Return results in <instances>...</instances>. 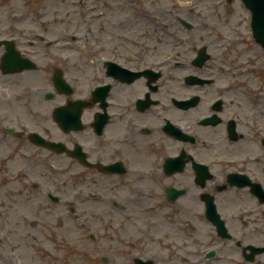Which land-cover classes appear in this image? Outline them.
I'll return each mask as SVG.
<instances>
[{
	"label": "flooded vegetation",
	"instance_id": "obj_1",
	"mask_svg": "<svg viewBox=\"0 0 264 264\" xmlns=\"http://www.w3.org/2000/svg\"><path fill=\"white\" fill-rule=\"evenodd\" d=\"M13 38L19 37L12 34ZM18 45V42H16ZM119 52L103 51L99 55L111 56L112 62L118 66H110L99 62L97 56L82 54L77 61L71 62L69 70L63 69L64 73H70V81L76 84L84 79L89 86V93L78 96L76 99L86 98L88 107L82 114L83 128L80 131L66 132L59 130L58 142L64 145V152L84 151L88 154V160L92 163H102L106 166L122 163L116 169L118 175H111L92 168H85L77 160L71 159L68 154L63 155L66 165L63 168L64 184L67 187V196L72 198L69 208L79 202H87L83 195L91 183L100 182L111 186L110 189H118L119 182L127 183L131 180L136 182H151L153 192L161 193L165 203L175 212L177 221L173 231H167L154 237L147 238L134 246L133 255L115 257L117 264H137L136 259L152 261V264H264V253L257 250L251 254L253 248H264V204L253 197L248 187L238 188L228 182L230 173L247 175L254 183H264V154H258L259 137L246 136L242 129L249 132V128L241 122L238 108L240 103L229 101L217 106L216 100L223 98V91L212 83L193 86L191 90L198 95V105L185 114L195 113L185 126L187 135L198 140L196 145L191 143L182 144L177 137H173L168 131L163 130L164 117H169L174 124L178 116L174 114L175 104L172 102L174 93L172 83L165 70H161V81L149 83L148 80L138 78L135 74L147 70L149 62L141 60L139 56L118 54ZM57 61V55L53 56ZM111 68H114L111 70ZM201 79H210L212 72L207 66L204 71L196 72ZM169 74V73H168ZM165 77V82L162 79ZM133 81V82H132ZM73 86V85H72ZM75 87V86H74ZM76 88V87H75ZM94 89L99 90L98 97H91ZM86 96V97H85ZM140 100H145L146 108L141 110ZM167 105L164 110L160 102ZM70 102L62 101L60 107ZM218 116L221 121L217 126H201L200 120ZM106 121L103 131L94 127L95 118ZM246 119H249L246 117ZM230 121L236 123L238 141L233 142L228 135ZM144 126H147L149 131ZM159 127L160 129H154ZM162 130V132H161ZM24 138V137H23ZM250 138V139H249ZM211 144L219 152V157L229 158L224 153L232 148V152L240 157L233 165L225 163L216 174L205 184H199L197 170L193 163L185 167L184 172L175 171L171 174L166 171L165 164L169 159L175 160L180 152L186 149L198 158L199 162L207 165L213 161L211 158ZM242 144L244 146H242ZM251 145V146H250ZM51 154V153H49ZM245 156H242V155ZM187 158V156H186ZM73 163V164H68ZM121 171H126L121 175ZM246 177V176H245ZM79 184V190L72 185ZM87 185V186H86ZM122 186H124L122 184ZM191 186V188H190ZM85 191L81 192V188ZM186 190L190 194L187 214L192 216V221L197 225L204 224L209 227L206 233L187 232L181 224L185 217V203L183 198L176 200L175 204H169V191ZM204 195L212 196L221 217L226 223L227 237H220L216 228L208 224L205 213ZM74 208V207H73ZM244 209L252 212L243 214ZM160 226H164L161 222ZM166 227V226H164ZM189 234V235H188ZM240 237V240L238 238ZM132 250V249H131ZM247 250L248 259L244 256ZM214 252L212 260H208L207 253ZM112 258H108L110 262Z\"/></svg>",
	"mask_w": 264,
	"mask_h": 264
},
{
	"label": "rangeland",
	"instance_id": "obj_2",
	"mask_svg": "<svg viewBox=\"0 0 264 264\" xmlns=\"http://www.w3.org/2000/svg\"><path fill=\"white\" fill-rule=\"evenodd\" d=\"M107 1L110 5H112V7H115V0ZM14 2L17 5V10L22 9L19 0H0V11L10 7V5ZM143 7L144 9L147 8L151 11L152 9H158L157 14H160V17L154 14L156 16L155 18L160 19L161 21L167 18L166 21H168L170 29L173 30V35L177 37V41L174 40L175 38H171L172 36L164 34L165 37L167 36L168 38V45L166 43L161 46L164 49H154L153 46L155 44L151 43V39H155L158 35L152 32L146 34L148 28L142 25L137 19L134 21L131 16L130 19L124 18L125 15H123V13H119L123 11L122 7H120L121 10H114L111 14H108L105 10V18L102 17L101 21L103 24L99 23V26L97 25L94 27V30H92L89 34H97L99 33V30H104V27H106L108 29L111 28L112 31L116 30L117 34H119L121 38L123 36L124 39L128 41L130 38L136 40V36L146 38V40L137 39L138 41H141L139 43V45H142L141 50H147L151 55L155 56V59L157 60L160 58H167L171 61V70L173 71V82L176 92L180 91V87L184 85L181 79L182 76L184 74L191 73V71H186L182 69V67H178L179 69H177L175 64L176 61L186 63L191 60L193 56V53H191L187 48L189 44L187 43V38L192 39L193 46L207 45L210 49L212 57L217 60L216 63L214 60L211 64V69L213 66H216L217 69H223L224 74L228 73L226 67L232 63H235L236 65L238 64V69H245L248 68L247 66L250 62L257 63L259 59H262V50L254 43L252 38L250 23L248 20L249 12L244 10L239 1H234L233 4L228 5L224 2V0H149L148 3L143 5ZM171 11L176 12V14L171 13ZM142 13L143 11L141 12V15ZM179 17L187 19L189 23L191 22L194 26L191 32H187L179 26ZM146 21H148L147 18ZM143 22L145 23V21ZM155 24L156 27H159L156 21ZM125 28H133V31L128 32ZM51 30V35L41 29H34L28 34H25V36H22L25 39L23 42V52H26L27 55H29L31 54V51H36V48H31L29 47V44H27V41L34 40V36L27 38V35L39 33L45 36L46 40H53L60 36L58 28ZM69 34L74 35L73 33ZM83 35L86 36L87 34H82L80 36L81 40L77 41L79 49L72 48L69 51L77 52L86 50V42L83 40ZM87 39H89V36H87ZM125 45H128L129 47L133 46L130 42ZM48 55L49 53L46 54L43 50H39L36 54H34L33 59L39 66L38 72L27 71V73L18 74L16 76H0V210L3 211L5 215L3 219H0V264H36L32 261L30 255H28L27 258L20 255L19 247L17 245H19L18 243H24L25 245H31L32 248H41L43 244V236L41 235V232L39 234L36 224V229L31 234H28V232L24 230V225L20 231L14 230L15 228L13 227L11 228V225H14L16 228L19 227V219L26 221L29 219V221L32 222L29 224H33L36 220L35 217L31 215L30 211L23 207L21 201L14 199V196H12L13 198H10L9 200L5 198V193L10 191L9 188L13 189V192H15L16 195L20 189L17 188V185L21 182L22 177L20 179H16L14 175L19 173V170L25 168V166L21 165L22 159L18 155L22 152H26V155H29L27 157L30 158L29 163L36 162L38 160H48L49 164L52 165L56 171H60L63 167L60 159L47 156L42 149L40 151L31 144H22L25 142L17 143L18 140L16 141L9 137L6 138L5 134H3V130L5 128L11 127L17 131L23 129L26 133H29V131H36L51 138H57L59 136L55 123L51 121L49 116L53 108L60 104L61 100L57 96H55V99L50 102L44 98L47 93L54 92L51 82L53 61L48 58ZM229 56H232V60L228 62L227 59ZM231 68L233 67L231 66ZM237 73H240V71L237 70L235 74ZM225 79H221L219 84L220 86H226L228 84L234 85V83H231L232 79L228 77H225ZM244 80L245 79H239L237 84H240L239 82ZM6 91L7 93L5 94ZM261 131L264 132V124H262ZM242 132L248 136L246 130L242 129ZM13 165L16 166V171H13ZM17 176H21V171ZM25 191L28 192L29 190L25 189ZM21 193L24 196L27 195L24 191ZM190 197L191 196L189 195L187 198H184V202L188 203ZM17 198L21 199L25 197H19L17 195ZM33 199L34 200L32 201L34 203L32 210L37 211L42 218L40 219L41 225L39 226V229L41 226H45L50 222L55 223L54 227L59 229V226L62 227L63 225L62 222L67 223L72 220L75 221V219H73L69 214L68 216H64V213L59 209H50L46 203H42L39 199ZM1 202L4 205H2ZM19 203L21 207L18 206ZM87 207L92 210L98 208V206H95L94 204H90ZM25 214L30 217H23ZM10 215L11 218L9 217ZM111 217L115 218V224L121 219V217L118 216ZM59 220L62 221L60 222ZM83 221V216H81L75 221V224L78 223L81 225ZM200 229L203 232L206 231L204 226H198L197 230ZM26 236H28V238L25 240ZM100 239L101 238L98 240ZM53 241H55V237L46 240L47 243H53ZM131 242L133 241L131 240ZM10 243L17 244L18 253H16V258H14L15 262L14 260L9 259L8 244ZM103 252L104 251L101 250L99 253L101 254ZM97 254L98 253L94 256ZM38 257L40 258V264H51V258L49 256ZM5 258H8L9 261H7L8 259L5 260ZM208 264H219V262H212Z\"/></svg>",
	"mask_w": 264,
	"mask_h": 264
},
{
	"label": "water",
	"instance_id": "obj_3",
	"mask_svg": "<svg viewBox=\"0 0 264 264\" xmlns=\"http://www.w3.org/2000/svg\"><path fill=\"white\" fill-rule=\"evenodd\" d=\"M231 1V0H228ZM252 12V30L257 42L264 46V0H242Z\"/></svg>",
	"mask_w": 264,
	"mask_h": 264
}]
</instances>
